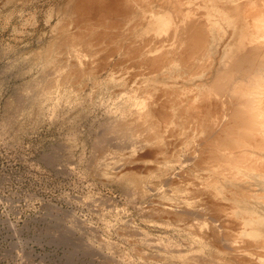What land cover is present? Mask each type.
Here are the masks:
<instances>
[{"label":"rangeland","instance_id":"rangeland-1","mask_svg":"<svg viewBox=\"0 0 264 264\" xmlns=\"http://www.w3.org/2000/svg\"><path fill=\"white\" fill-rule=\"evenodd\" d=\"M131 1L129 0L128 3H132V6L140 4L141 1L143 4L150 1L147 3L149 6L153 4L151 7L145 4L150 11L156 9L154 12L149 11L148 15L140 9L144 6L141 4L137 5L140 8L134 6L139 9L138 11L130 9L132 12L128 9L129 12H125L129 13L128 15L131 13L137 15V12L141 11L143 15L146 13L144 16L141 14L142 21L146 23L151 14L169 13L173 16L174 13L176 17L170 16L171 19L175 18L174 24H177L178 20L179 25L183 24L180 21L181 15H177L184 13L177 12L176 9L183 7L179 4L184 0H178L181 1L178 4L175 2L178 5L176 7L171 2L175 0H168L172 6L168 2L164 3L165 0L163 3L169 5L163 4L166 10L160 11L161 13L156 7L158 5L155 0H135L139 2L134 4V0ZM161 1L163 0H158L159 3H157L160 4ZM191 1L188 3V8L191 11L197 8L196 16L202 17L199 14L205 15L204 11L207 13L206 3L203 7L202 0ZM77 2L78 0H0V264H208V262L228 264V261L240 264L239 259L246 253L244 251L242 254L243 247L245 249L249 245L264 242V203H262L264 202V163H262L264 159L258 160L262 156V140L260 137H255L254 142H250V146L235 152L217 144L214 147L226 151L215 148L216 151L213 152V150H208V146L205 150L199 148L203 151L195 148V145L202 147V142L198 144L197 142L205 140L208 135L213 134L215 137L221 133L219 131H222V126L216 121L224 123V115L230 108L231 102L233 103L229 93L216 94L214 92L212 95L213 90L211 89L214 85L213 78L216 71L224 68L219 61L224 45L222 44V49L216 51L215 42H211L210 39L209 46L207 45L209 50L206 48L203 52L205 55L193 59L194 61L189 60L188 64H185L186 61L182 60V55L179 54H182L180 51L184 45L178 40L180 38L178 32L181 28L178 29L177 24L175 30L172 20L173 25L170 29L176 38L173 37L171 42L165 37L170 36L171 38L172 32L168 35L170 29L162 32V35L159 34L161 37L159 35L157 37L150 31L151 35L145 33L147 37L143 33L144 29L141 30L140 37L143 36L145 40H148L147 46V42L143 38L139 39L138 36L140 28L146 25L144 21L141 23V16L138 15L140 19L137 20L135 14L131 15L133 19L121 13L120 16L124 15L123 19L121 17V21L119 17L118 21L116 18L119 13H110V15L113 14L110 18H114V21L110 19L112 22L106 16L109 14H103L106 18L102 20L100 18L102 14L98 12V14L88 13L85 17L81 14L87 13L79 11L78 16L79 12L78 14L75 12L77 9L74 6ZM182 3L184 4L185 1ZM194 3L199 6L196 5V8H193ZM161 4L160 10H162ZM71 6H74L73 11ZM173 6L174 8H171ZM68 12L76 14L71 13L69 16ZM192 12L194 13L195 10ZM94 14L100 15L98 16L100 19L97 20V15ZM124 17L136 20V22L127 20L134 24L133 27L126 24L128 22L125 23ZM199 17H192L190 13L189 20L195 21ZM105 20L107 22L109 20L108 23L112 26L116 25L115 27H123L120 25L125 23L128 28L124 27L127 30L134 28L136 33L135 31H133L134 34L132 33L133 29L127 34L125 28L118 27L117 30L115 27L111 28V25L107 26ZM97 21L98 23L100 21L102 25H99ZM136 25L140 27L135 29ZM107 27L110 29L108 30ZM119 30L126 33L124 38L127 39L126 41L122 40L124 37L122 31L123 35L119 36L121 35ZM174 31L177 32L174 33ZM150 36L161 40L155 38L157 41L155 39L154 41ZM150 40L153 45L149 42ZM168 40L169 43L166 42ZM119 42H121L120 46L116 47ZM162 43L165 44L164 48L168 44L172 46H168L166 50L163 48V50L159 48V44L162 45ZM144 44L145 49L142 47ZM154 44H157L156 47ZM149 46L157 50L155 48L152 50ZM130 47L131 51H129ZM127 51H129L128 56L125 57L123 54ZM137 51L142 53H136ZM148 52L152 55L148 56ZM167 52H171L170 55ZM74 53L78 54V59L82 55L80 60L84 61L88 58L89 61L86 60L85 63L81 61L80 64ZM134 54L136 57L138 54L147 56H144L145 59L141 56H139L140 59H136ZM37 55L41 56L38 60ZM84 56L87 57L84 58ZM68 58L69 62L66 63ZM73 58L79 63L77 66L79 68L76 67L77 62L72 61ZM160 58H163L162 62L167 61L162 64L159 61ZM205 58L207 64H203ZM86 63L88 65L85 66ZM70 64H73L76 72ZM164 64L167 67L170 64V68L168 67L170 70ZM177 75L180 76L177 77ZM237 85L240 86L241 83ZM261 85L264 86V84ZM58 91L60 93H57ZM204 91L208 92V97L203 96ZM20 92L24 95L21 93L23 98L19 99L24 102L29 99V102H26L27 105L24 104V106L29 107L31 104V107L22 106L23 103L17 99ZM46 92L48 93L44 97ZM27 93L29 96L25 95ZM49 94L52 96H48ZM24 96L27 97H25L26 100ZM57 96H61L62 99L60 97L58 99ZM239 96L241 95L238 94L237 97ZM13 97L17 100L11 99ZM206 97L208 100L211 99L209 104L212 106H207L208 100L204 101ZM56 98L58 102L54 100ZM10 99L13 100L12 108L11 105L6 106L10 104ZM16 101L19 103H15ZM20 102L22 105L19 106L24 107L26 111L18 107ZM137 102H145L148 105L151 103L146 108L151 107L153 111L145 108L150 115L147 114L149 116L146 118L147 123L143 122L144 117L138 118L136 111L138 107L133 106V104L137 105ZM193 102L197 105L203 103L200 105V110H197L199 105L194 104L196 106L193 107ZM52 106L54 113H52ZM13 107L17 108L16 110L20 108L16 116L15 113L18 112ZM205 108L210 111L209 115L206 110H203ZM7 109L13 110L10 113ZM10 116L11 118L14 116L10 118L12 122L9 121ZM3 121L10 123L4 125ZM112 123H117L119 127L123 125L122 127L125 128H115L113 132H110L108 129ZM105 130L108 135H111H105ZM121 130L123 133H120ZM127 134H130L132 138ZM104 135L107 136L105 139L108 142L104 141ZM117 137H122L124 140ZM95 140L101 141L104 148L102 154L100 150L103 148L102 146L101 149L99 146L97 148V143L94 144ZM141 143H145V146ZM207 143L210 149H213L212 143ZM106 146L108 148L105 151ZM95 147L98 150H95ZM248 149L252 150L251 155L247 154ZM95 151L100 153L94 154ZM226 152L229 153L230 158ZM195 154L200 163L197 162ZM246 154L249 156L247 157ZM199 158L205 159L206 162L210 160L213 163L209 162L208 168L206 167L208 162L203 163ZM257 160L258 164L255 165ZM222 161L224 164L228 162L226 165L222 163V167L220 166ZM229 163L234 167L232 168ZM254 166L253 170L256 172L250 170ZM203 167H206L204 168L206 170ZM229 176H234V178L231 179ZM235 178L237 181H234ZM210 179L213 180V184H217L218 189H221H217L219 194L221 193L220 196L222 192L224 193L222 198L215 193L217 196L215 199V195L211 192L212 189L206 190L213 185L208 183L211 182ZM252 179L256 182H252ZM205 180L206 184L208 183L207 187L204 185ZM136 181H139L140 187L135 185ZM213 200H218L217 205L211 202ZM199 207L202 210L199 211ZM259 212L263 213L260 215ZM258 214L263 218H260ZM246 218L248 222L251 221L250 224L253 223L254 227L249 223H245L249 228L244 223L242 225V222H246ZM214 219L218 221L213 222ZM198 220L199 223L200 220L209 222L204 223L206 226L211 224V229L216 227L218 232L214 230L219 235L214 230L210 231V228L208 230V227H206V232L209 234L206 233L204 226V229L199 227L202 222L197 224ZM250 227L258 229L262 234L253 237ZM202 229L209 235L208 237H211V241L215 239L213 243H210L215 242L219 245L218 248H215V244L211 247L210 239L204 240L208 242L207 244L200 242L201 239L198 240L199 238L204 239L206 235L201 233ZM237 236L243 240L241 241ZM236 237L238 239L234 242L233 238L236 239ZM227 240L232 241L235 247L239 245L236 249L241 247L242 252L239 249V252L237 251L241 256L236 254L239 261H234L237 257L234 259L231 256L227 257L231 254L229 252L228 254L225 248L227 242L226 245L224 244L225 247L222 246ZM221 248L223 250H219ZM213 250L215 251L212 252ZM223 257L224 260L221 261Z\"/></svg>","mask_w":264,"mask_h":264},{"label":"bare ground","instance_id":"bare-ground-1","mask_svg":"<svg viewBox=\"0 0 264 264\" xmlns=\"http://www.w3.org/2000/svg\"><path fill=\"white\" fill-rule=\"evenodd\" d=\"M70 1V0H69ZM128 1L129 0H78V2L76 3V5H74L75 6V8L78 10H76L75 12L77 13V12H79V11H81V13L82 12H84V13H87V14H81V15H85V17H86V15L88 16V13H92V12H98L99 14H102V16L100 17V18H102V20H103V18H106V17H103V14L104 15H106V14H109V16L108 15H106L108 18H109V20L110 19H112V18H110V16L112 15V17H113V14H111L110 15V13H119V16H117L118 18H116V20H118L119 19V17H120V19H121V17H122V19H123V16L124 15H122V16H120V14L122 13V14H124L125 12H127L128 11V9L130 10V9H134L135 11H138L139 9H136V7H134V6H137L139 3V1L137 2V1H133V4L135 3V2H137L138 4L137 5H131L132 3H130V5H129V3H128ZM131 1V0H130ZM147 1V0H146ZM152 1V0H151ZM156 1V4L158 5V6H156L157 7V9H159V12L161 11H165L166 9H164L163 8V4L164 3H170V1H168V0H166V2H164L165 0H163V1H161L162 2V4H161V2H160V4H161V6H162V10H160L161 9V7H160V4H158L159 2H158V0H155ZM155 1H154V3H155ZM160 1V0H159ZM185 1V3L183 4L182 2H184ZM184 1H178V0H175V1H171L172 3H174V4H172V5H175V7L176 6H178L177 4L178 3H180L179 4V6H182L183 5V7L182 8H184V9H176V11L177 12H183L184 14H178L177 16H180V17H182V19L180 20L181 21V24H182V22H183V24L182 25H179L178 23H180L179 22V20L177 21L178 23V29H179V27L181 28V31L180 32H178V34H179V36H180V38L178 39V40H180V41H182L183 42V49H182V51H180V52H182V54L181 53H179L180 55H182L181 57V59L182 60H184V61H186L185 62V64L189 61V60H192V61H194L193 59H197L199 56H201V57H203V55H205V54H203V52H205V50H206V48L209 46V42H210V39H211V42L212 41H214L215 42V50L217 51L218 49H222L221 48V46H222V44L224 45V47H223V51H222V54H221V57L219 58V61H220V64L222 65V67H224V68H222V70H220V69H218L217 71H216V73H215V75H214V81L211 79V81H213V87L211 88L213 91H212V95H213V93L215 92L216 94H223V93H229V95H230V97L232 98V100H233V103L231 102V106H230V108H228V111L227 110H225V111H227V113L224 115V123H222V121H216L218 124H220L221 126H222V131H219V132H221L218 136H216L215 135V137H213L214 135L213 134H211V135H208V137L207 138H205V140L204 139H202V141H199V142H197V144L198 143H201V145H203L202 147L200 146V145H198V146H200V147H196L197 145H195V148H198V149H196V150H200V149H202L203 148V150H205V148H206V146H208V150H213V152L214 151H216V149L215 148H217V147H214L216 144L217 145H219L220 147H223V148H230L231 150H232V152L234 151H237V150H242V149H245L246 147H248V146H250V142H252L253 140H255V137H260L261 138V140H262V146H263V149H262V152H261V157L258 159V160H260V159H264V86L262 87V85L261 84H264V0H202V2L204 3V4H202V6L204 5L205 6V3H206V7H207V13H205V11H204V14L205 15H201V14H203V13H201V14H199L200 16H202V17H199V16H196L195 15V13L196 12H198V10L196 11V5H198V4H195V7L193 6V8H196V9H193V10H195V12L193 13L192 11H191V9L189 10V8H188V3L191 1V0H184ZM198 1H200V0H198ZM132 2V1H131ZM158 2V3H157ZM164 2V3H163ZM175 2H177V4L175 3ZM192 2V1H191ZM73 3H75V1L73 2ZM147 3H150V1L148 2L147 1ZM147 3H145L144 2V4H143V1H141L140 2V4L141 5H144V6H146L145 8H143L144 6H142V8H140V6H137L138 8H140L143 12H146L147 13V15H148V12L150 11V10H148L147 9ZM196 3H198V2H196ZM199 3H201V2H199ZM139 4V5H140ZM145 4H147V5H145ZM72 5V4H71ZM165 5V4H164ZM167 6L169 5V4H166ZM165 5V6H166ZM171 5V3H170V6H172ZM74 6H71L72 7V11H73V7ZM134 7V8H129V7ZM149 6V5H148ZM151 6H153V4L152 5H150L149 7H151ZM169 6V7H170ZM199 6V5H198ZM200 6H201V4H200ZM203 6V7H204ZM148 7V8H149ZM192 6L190 5V8H191ZM68 8V7H67ZM166 8V7H165ZM171 8H174V6L173 7H171ZM171 8H170V10H171ZM180 8V7H179ZM168 9V8H167ZM67 10V9H66ZM140 10V11H141ZM169 10V11H170ZM179 10V11H178ZM130 11H132V10H130ZM141 11V12H142ZM151 11H156V9H154V10H151ZM150 11V12H151ZM158 11V10H157ZM173 11H174V9H173ZM175 11V12H176ZM191 11V12H190ZM203 11V10H202ZM75 12H68V13H70V14H68L69 16L71 15V13L74 15V13ZM129 12V11H128ZM133 12V11H132ZM141 12H137V15L135 16L136 18H138V15L139 16H141V14H142V16H144L143 15V12L141 13ZM160 12V13H161ZM176 12V13H177ZM75 13V14H76ZM97 13V14H98ZM131 13V12H130ZM158 13V12H157ZM170 13H172L171 11H170ZM190 13H191V15H192V17H199L197 20H193V21H190L189 19V15H190ZM78 14V13H77ZM93 14V13H92ZM97 14H94V15H97ZM129 14V13H128ZM127 13H125V15L126 16H130V17H128V18H133L134 19V17H132L134 14L133 13H131L130 15H128ZM155 14V15H154ZM153 15L151 14L150 15V19H148L147 20V23H146V25L144 24V28L143 27H141L140 28V31H139V29L137 30V32L139 31V33L141 32V30L142 29H144L143 31V33L145 34V33H149V35H151L150 34V32H152V33H154L155 35H157V37H161V35L163 34L162 32H165V31H167L168 29H170L171 28V26L174 24V19L175 18H172L171 19V17H176L175 15H174V13H173V16H172V14H169V13H165V14H160V15H157L156 13H154ZM193 14L195 15V16H193ZM197 14V15H198ZM80 15V12H79V14H78V16ZM132 15V16H131ZM146 15V16H147ZM98 16H100V15H97V17H96V19L98 20V19H100ZM114 16H115V14H114ZM142 16H141V21H142ZM145 16V17H146ZM171 16V17H170ZM76 17H77V15H76ZM81 17V16H80ZM83 18H84V16H82ZM89 17H91L90 15H89ZM144 17V18H145ZM152 17V18H151ZM191 17V16H190ZM204 17V19H202L201 20V18H203ZM88 18V17H87ZM135 18V19H136ZM147 18V17H146ZM92 19H94V18H92ZM114 19V18H113ZM112 19V20H113ZM122 19H121V21H122ZM124 19H125V23L126 22H128V21H130L131 19H126L125 17H124ZM140 18H138L137 20H139ZM195 19V18H194ZM200 19V20H199ZM87 20V19H86ZM90 20V19H89ZM107 20V19H106ZM105 20V22H107ZM109 20H108V22H109ZM112 20H110L111 22H112ZM128 20V21H127ZM150 20V21H149ZM173 21V24L171 23L172 21ZM188 20V21H187ZM191 20H192V18H191ZM80 21V20H79ZM83 21V20H82ZM95 21V20H94ZM93 21V24H95V22ZM114 21V20H113ZM119 21V20H118ZM131 21H134V22H136V20H131ZM140 21V22H141ZM143 21L141 22V23H143ZM86 22V21H85ZM103 22V21H102ZM107 22V26L108 25H111L110 27L112 28H114L115 26H112V24H110V23H108ZM116 22V21H115ZM114 22V23H115ZM124 22V21H123ZM176 22V21H175ZM97 23H98V21H97ZM99 23H100V21H99ZM98 23V24H99ZM121 23V22H120ZM123 24V25H120V24H118L117 22H116V24H118V25H120V26H123V27H119V28H128L127 26H126V24H130L131 26L132 25H134V24H131V23H126V24ZM89 24L91 25V23L89 22ZM106 24V23H105ZM136 24H138V22L136 23ZM177 24H174L173 26V28H175V30L177 29ZM97 25V24H96ZM99 25H102L101 23L99 24ZM114 25V24H113ZM140 25V24H139ZM95 26V25H94ZM125 26V27H124ZM129 26V25H128ZM131 26H129L130 28H131ZM118 27H115V29L116 28H118ZM133 27V26H132ZM138 26L136 25V27H135V29L137 28ZM140 27V26H139ZM138 27V28H139ZM125 28V30H126V32H127V34L132 30V33L134 34V32L133 31H135V33H136V30H134V28H132L130 31L129 30H127ZM107 29H108V27H107ZM110 29V28H109ZM108 29V30H109ZM106 30V29H105ZM117 30V29H116ZM122 32H123V30H121ZM121 31L119 30V32L121 33ZM147 31V32H146ZM150 31V32H149ZM118 32V31H117ZM116 32V33H117ZM119 32L117 33L118 35H119ZM169 34L166 32V34H168V35H171L170 33L172 32V30L170 29L169 31ZM177 32V31H176ZM175 31H174V33H176ZM131 33V34H132ZM106 35H107V33H105ZM124 34V35H123ZM123 34L121 33V35H119L120 37L123 35L124 37H122L123 39L122 40H124V41H126L124 38L126 37V33H124L123 32ZM141 34L142 33H140L139 35H138V33H137V35L139 36V39L141 38H143V36L142 37H140L141 36ZM153 34V36H155ZM159 34H161V35H159ZM104 35V34H103ZM159 35V36H158ZM173 35V36H172ZM172 35H171V38H169L168 36H165L166 37V39H169L170 40V42L171 41H173V40H171V39H173V37H175V34H173V32H172ZM119 36H117V37H119ZM138 36H136V38H138ZM145 36H147V34H145ZM97 36H95V38H96ZM148 37V36H147ZM151 38H153L152 36H150ZM168 37V38H167ZM156 38V37H155ZM155 38H153L152 40H154ZM176 38V37H175ZM224 38H226V39H224ZM100 39V38H99ZM139 39H137V40H139ZM144 39V41L145 42H147V46H148V40L146 41L145 40V38H143ZM150 39V38H149ZM156 39H158V38H156ZM155 39V40H156ZM165 38L162 36V40H164ZM121 39H119V41H122ZM137 40H135V42L137 41ZM154 40V41H155ZM159 40V39H158ZM161 40V39H160ZM159 40V41H160ZM169 40L168 41H166V42H168L169 43ZM141 42H142V40H140ZM139 41V42H140ZM157 41V40H156ZM140 42V43H141ZM150 43H151V45H153L152 43L153 42H151V40L149 41ZM163 42V41H162ZM166 42H163V43H165L166 44ZM120 43L121 42H119V44L117 43L116 45V47H118V46H120ZM143 43V42H142ZM162 43V45H160L159 44V48L160 49H163L164 48V46L163 45H165V44H163ZM167 43V44H168ZM177 43H178V41H177ZM173 44H175V43H173ZM179 44V43H178ZM213 44V43H212ZM155 45V44H154ZM157 45V44H156ZM156 45H155V47H156ZM208 45V46H207ZM144 46L146 47V45L144 44V45H142V47L144 48ZM167 46V45H166ZM168 46H169V44H168ZM168 46L167 47H165L164 49L166 50V48H168ZM170 46H172V45H170ZM169 46V47H170ZM179 46H181V44L179 45ZM150 47V46H149ZM155 47H150V48H152V50H153V48H155ZM158 47V46H157ZM175 48H181V47H176V46H174ZM214 47L212 46V48H213V50H214ZM115 49H117V48H115ZM119 50H120V47L118 48ZM117 49V50H118ZM145 49V48H144ZM156 49V48H155ZM163 49V50H164ZM132 50V48L130 47L129 48V51H131ZM140 50H143L142 48H140ZM146 50H148V49H146ZM145 50V51H146ZM150 50V49H149ZM157 50V49H156ZM159 50V49H158ZM176 50V49H175ZM207 50H209L208 48H207ZM129 51H127V55L126 54H123L125 57L126 56H128V52ZM211 51V50H210ZM110 52V51H109ZM109 52H107V53H109ZM116 52H119V51H116ZM142 53L141 51H137L136 53ZM150 53L152 52V51H149ZM148 52V53H149ZM160 52V51H159ZM165 52V51H164ZM163 52V53H164ZM112 53V52H111ZM135 53V54H136ZM144 53H146V52H144ZM143 53V54H144ZM150 53L148 54V56L150 55ZM156 53H158V52H156ZM155 53V54H156ZM171 53V52H170ZM170 53H168L167 52V54H169L170 55ZM213 53V52H212ZM75 54V53H74ZM110 54V53H109ZM109 54H108V56H109ZM134 54V56L136 57V55ZM147 54V53H146ZM143 55V56H141V54H138V56L136 57V59L137 58H139L140 59V57L139 56H141V57H144V56H147V55ZM166 54V53H165ZM174 54V53H173ZM220 54V53H219ZM75 55H77V60H78V62L81 64V61H83V60H80L81 59V57H82V55L81 54H79V56L81 55V57H79L80 59H78V54L76 53ZM152 55V54H151ZM150 55V56H151ZM208 55V54H207ZM38 56V55H37ZM103 56V55H102ZM112 56V55H111ZM120 56V55H119ZM118 56V57H119ZM130 56V55H129ZM134 56H131V57H134ZM153 56H154V54H153ZM162 56H164V54H162ZM168 56V55H167ZM173 56V55H172ZM171 56V57H172ZM176 56V55H175ZM174 56V57H175ZM41 58V56H38L37 57V60H38V58ZM76 56H74V58H75ZM87 57V56H86ZM85 56H84V58H86ZM161 57V56H160ZM39 58V59H40ZM74 58L72 59V61L74 60ZM100 58H103V57H100ZM107 58V57H106ZM120 58V57H119ZM118 58V60H121V59H119ZM147 58H151V57H147ZM175 58H177V57H175ZM210 58V57H209ZM208 58V59H209ZM83 59V58H82ZM99 59V58H98ZM144 59H145V57H144ZM152 59H154V58H152ZM165 59V58H164ZM169 59L170 60H172L170 57H169ZM201 59V58H200ZM206 59V58H205ZM80 60V61H79ZM86 60H88V58L86 59ZM86 60H84V61H86ZM100 60H102V59H100ZM104 60V59H103ZM127 60V59H126ZM131 60V59H130ZM135 60V59H134ZM155 60H156V57H155ZM154 60V61H155ZM162 60H163V58H160V60L159 61H161L162 62ZM182 60H180V61H182ZM202 60V59H201ZM47 61H50V60H47ZM83 61V63H85ZM89 61V60H88ZM141 61H142V59H141ZM158 61V62H159ZM165 61H167V60H164L163 62H165ZM176 61V60H175ZM198 61H200V60H198ZM202 61H204V60H202ZM209 61V60H208ZM52 62H54V61H52ZM69 62V58H68V61L66 62V63H68ZM71 62V61H70ZM74 62H77L76 60H74ZM73 62V63H74ZM77 62V65H76V63H75V65H76V67L77 66H79L78 63ZM87 62V61H86ZM148 62V61H147ZM157 62V63H158ZM160 62V63H161ZM163 62H162V64H163ZM172 62H174V60L172 61ZM183 62V61H182ZM72 63V62H71ZM102 63V62H101ZM151 63H153L152 61H151ZM160 63H158V64H160ZM177 63V62H176ZM192 63H194V62H192ZM197 63V62H196ZM153 64H156L155 62L153 63ZM166 65H167V62L165 63ZM165 64H164V66H165ZM179 64V63H178ZM188 64V63H187ZM201 64H202V62H201ZM203 64H207V59L205 60V63L203 62ZM69 65V64H68ZM71 65V64H70ZM86 65H88L87 63L85 64V66ZM171 65L173 66V63H171ZM182 65H183V63H182ZM194 66L196 65V64H193ZM57 66V65H56ZM58 66H60V65H58ZM63 66H64V64H63ZM67 66V65H66ZM72 66V69L73 70H75L74 68H73V64L71 65ZM70 66V67H71ZM81 66V65H80ZM155 66V65H154ZM157 66H159V65H157ZM162 66V65H161ZM170 66V64L168 65V67ZM181 66V65H180ZM203 66H205V65H203ZM75 67V66H74ZM151 67V66H150ZM167 69H169L167 66H165ZM164 67V68H165ZM179 66H177V68H178ZM184 67V65L182 66V68ZM77 68H79V67H77ZM76 68V69H77ZM70 69V68H69ZM153 69V68H152ZM151 69V70H152ZM163 69V68H162ZM166 69V70H167ZM156 70V69H155ZM158 71H159V68L157 69ZM170 70V69H169ZM80 71H82V70H80ZM157 71V72H158ZM71 72H73V71H71ZM74 72H76V70L74 71ZM153 72V74H154V71H152ZM160 72H161V70H160ZM159 73V72H158ZM179 73V72H178ZM192 73V72H191ZM74 74V73H73ZM72 74V75H73ZM78 74H80V75H82V74H84V73H78ZM195 74V73H194ZM194 74H192V76L194 75ZM164 75V74H163ZM163 75H161V76H163ZM197 75V74H196ZM211 75V74H210ZM167 76H168V74H167ZM180 75H177V77H179ZM170 77V76H169ZM213 77V76H212ZM163 78H164V76H163ZM206 78V77H205ZM208 78V77H207ZM210 79V78H209ZM210 81V83L212 84V82ZM209 82H208V84H210ZM238 83H241V85L239 86V85H237ZM210 86V85H209ZM211 87V86H210ZM26 88V87H25ZM58 88V87H57ZM210 89V90H211ZM28 90V89H27ZM58 90V89H57ZM22 91V90H21ZM24 91H26V90H24ZM23 91V92H24ZM62 91V90H61ZM169 91V90H168ZM172 91V90H171ZM23 92H20V94L21 93H23ZM43 92V91H42ZM67 92V91H66ZM206 91H204V93H203V96H207L208 94V92H206ZM210 92V91H209ZM19 93V92H18ZM26 93V92H25ZM29 93V92H28ZM28 93L27 94H25L26 96L28 95ZM48 92H46V93H44V97H46L45 96V94H47ZM49 93H51V92H49ZM55 93V92H54ZM57 93H60V91H58ZM64 93V92H63ZM169 93V92H168ZM20 94L18 95V100H20L22 103H23V105H22V103L21 104H18V107H20V108H24L27 104H26V102L29 100V99H27V101H23V100H21L22 98H23V95H24V93H23V95L22 96H20ZM56 94V93H55ZM55 94H54V97H56L55 96ZM65 94V93H64ZM67 94V93H66ZM241 95V96H239V97H237V95ZM51 94H49L48 96H50ZM57 95H61V94H57ZM16 96H17V94H16ZM20 96V97H19ZM26 96H24V100H26ZM29 96V95H28ZM52 96V95H51ZM228 96V95H227ZM26 97V98H25ZM58 97V96H57ZM60 97V99H62V97L61 96H59ZM59 97H58V99H59ZM208 97V96H207ZM206 97V98H207ZM211 97V96H210ZM229 97V96H228ZM229 97V98H230ZM19 98H21V99H19ZM48 98V97H47ZM47 98H45V99H47ZM51 98V97H50ZM53 98V97H52ZM230 98V99H231ZM11 99H15V100H17L16 99V97H13V98H11ZM10 99V100H11ZM49 99V98H48ZM13 100H11V102L13 101ZM55 101L57 100V98L56 99H54ZM144 100V99H143ZM147 100H148V98H147ZM208 100V98L207 99H204V101H207ZM211 100V99H210ZM210 100H208V102H207V106L208 107H210V106H212V104L210 105L209 103L211 102ZM9 101V100H8ZM53 101V100H52ZM59 101V100H58ZM58 101H56V102H58ZM67 101H69V102H71L72 103V101H70V100H67ZM66 101V102H67ZM145 101V100H144ZM210 101V102H209ZM11 102H9L10 104H8V105H6L7 107H9V105H13V102L11 103ZM29 102V101H28ZM27 102V103H28ZM32 101L30 100V103H31ZM56 102H54V104H56V106H57V103ZM147 102H150V101H147ZM202 102V101H201ZM8 103V102H7ZM15 103H19L18 101H16ZM138 104L136 105V104H133V106L135 105V106H137L138 107V110H136V108H135V110L137 111V113H138V118H143V122H145V123H147L148 121H146V118L147 117H149L150 115L148 114L149 112V110H151V111H153L152 109H151V107H147L148 108V111H145L147 108H146V106L148 105V104H146L145 102H137ZM230 103V102H229ZM229 103H226L227 105L229 104ZM24 104H26L25 106H24ZM69 104V103H68ZM132 104V103H131ZM194 104H196V102L194 103L193 102V107L194 106H196V105H194ZM203 105V103H200V104H198L199 105V109H197V110H200V105ZM12 105L10 106L11 108H12ZM17 105V104H16ZM15 105V106H16ZM19 105H22V106H24V107H22V106H19ZM70 105V104H69ZM151 105V103H149V105L148 106H150ZM197 105V106H198ZM205 106H206V104H204ZM210 105V106H209ZM14 106V107H15ZM29 106V105H28ZM54 106V105H53ZM53 106H52V113H54L53 111H54V108H53ZM121 106V105H120ZM119 106V107H120ZM206 106V107H207ZM6 107V108H7ZM13 107V108H14ZM27 107V106H26ZM29 107H31V104H30V106ZM29 107H27V108H29ZM19 108V109H20ZM121 108V107H120ZM146 108V109H145ZM150 108V109H149ZM10 109V108H9ZM15 109V108H14ZM17 109V108H16ZM15 109V110H16ZM16 110L18 113L16 114L15 113V116L16 115H18L19 114V111L20 110ZM56 109H57V107L55 108V113H56ZM194 109V108H193ZM195 109V110H196ZM8 110V109H7ZM13 109H11V111H12ZM14 110V111H15ZM22 110V109H21ZM24 110H25V108H24ZM23 110V113L26 111H24ZM29 110V109H28ZM27 110V111H28ZM117 110H119V109H117ZM194 110V111H195ZM203 110H208V108L206 109H203ZM202 110V111H203ZM9 111V110H8ZM7 111V112H8ZM11 111H9L10 113H11ZM167 112V111H166ZM198 113L199 112H201V111H197ZM208 112H210V111H207V115H209V113ZM170 113V112H169ZM9 114V113H8ZM21 114H22V111H21ZM147 114L149 115V116H147ZM172 114V113H171ZM175 114V113H174ZM205 114H206V112H205ZM23 115V114H22ZM25 116L27 115V114H24ZM54 115V114H53ZM166 115V114H165ZM168 115H170V114H168ZM176 115V114H175ZM12 116V115H11ZM11 116L9 117V119L11 118ZM172 116V115H171ZM12 118H14V116L12 117ZM11 118V119H12ZM164 118V117H163ZM11 119L9 120V121H11ZM163 121V120H162ZM167 121V120H166ZM4 123H5V121H3ZM12 122V121H11ZM168 122H170V121H168ZM168 122H167V124H168ZM10 123V122H9ZM8 122L7 123H5L4 125H6V124H9ZM144 123V124H145ZM24 125H26L25 123H24ZM111 125V124H110ZM109 125V126H110ZM122 125V124H121ZM170 125H171V123H170ZM123 126V125H122ZM122 126H120L121 128H125V127H122ZM172 126V125H171ZM25 127V126H24ZM119 127V125H117V123L116 124H114V123H112V125L110 126V128L108 129V128H106V129H108L110 132L112 131L113 132V130H115V128H120ZM120 130V129H119ZM105 132H106V130H105ZM171 132V131H170ZM117 133V132H116ZM120 133H123V131L121 130L120 131ZM209 133H211V132H209ZM213 133V132H212ZM258 133V134H257ZM105 135H108L107 134V132L106 133H104ZM119 134V133H118ZM214 134H216V133H214ZM256 134V135H255ZM104 135V136H105ZM111 135V134H110ZM110 135H108V136H110ZM120 135V134H119ZM128 136H130V134H127ZM112 136H115V135H113L112 134ZM118 136V135H117ZM120 136H122V135H120ZM128 136H126V137H128ZM133 136V135H132ZM212 137V140H211V137ZM101 137H103V136H101ZM107 136H105L104 137V139L106 138ZM117 138H121V140L123 141L124 139H122V137H117ZM123 138H125V137H123ZM130 138H132L131 136H130ZM214 138V139H213ZM256 138V139H257ZM103 139V138H102ZM103 139V140H104ZM125 139H127V138H125ZM102 140V141H103ZM107 139H105L104 141H106ZM116 140V139H115ZM118 140H120V139H117V141ZM120 140V141H121ZM109 141L111 142V140L109 139ZM142 141H144L145 142V140H142ZM206 142V143H204V142ZM101 141L100 140H95V142H94V144H96L97 145V148H98V146H99V149H101V146H102V143H100ZM106 142H108V141H106ZM105 142V143H106ZM109 142V143H110ZM112 142H113V140H112ZM207 142H209V144L210 143H212L211 145H213L212 146V148L213 149H210L211 147H209L210 145H208V143ZM254 142V141H253ZM256 142V141H255ZM109 143H107V144H109ZM111 144V143H110ZM141 144H145V143H141ZM140 144V145H141ZM96 145H94V146H96ZM106 145V144H105ZM143 145H141V146H143ZM204 145H205V147H204ZM257 145V144H256ZM145 146V145H144ZM102 148H103V146H102ZM108 148V146H106L105 147V151H106V149ZM135 148V147H134ZM194 148V147H193ZM192 148V149H193ZM200 148V149H199ZM95 150H98V149H96V147L94 148ZM192 149H191V151H192ZM215 149V150H214ZM218 149V148H217ZM257 149V148H256ZM104 151V148L103 149H101L100 151H101V154H102V152ZM194 150V149H193ZM203 150H200V151H203ZM218 150H221V151H226L225 149H218ZM134 151V150H133ZM207 151V150H206ZM221 151H220V153H221ZM228 151V150H227ZM256 151V150H255ZM261 151V150H260ZM260 151H258V152H260ZM96 152V151H95ZM99 152V151H98ZM98 152H96V153H94V154H98ZM197 152V151H196ZM196 152H194V153H196ZM244 152H246V150L244 151ZM100 153V152H99ZM200 153V152H199ZM201 153H204V152H201ZM200 153V154H201ZM216 153V152H215ZM227 153V152H226ZM226 153H223L224 155L226 154ZM230 153V155H231V151L229 152ZM229 153H227L228 155L227 156H229V158H230V155H229ZM236 154V153H235ZM237 154H239V153H237ZM247 154H249V155H251L252 154V150L251 149H248V153ZM246 154V156L248 157L249 155H247ZM196 155V154H195ZM197 155H198V152H197ZM197 155H196V158H197ZM208 155H210V154H208ZM222 155V154H221ZM233 155H234V153H233ZM190 156V155H189ZM192 156V155H191ZM212 156V155H211ZM219 156V155H218ZM232 156V155H231ZM236 156V155H235ZM259 156V155H258ZM257 156V157H258ZM194 157V159H196L195 158V156H193ZM209 157V156H208ZM233 157V156H232ZM255 157H256V155H255ZM204 158V157H203ZM212 160H214V157L212 156ZM217 159H220V158H218V157H216ZM99 159V158H98ZM192 159V158H191ZM200 159V158H199ZM206 159H208V158H206ZM233 159V158H232ZM201 160V159H200ZM209 160V159H208ZM221 160H222V158H221ZM221 160H219V161H221ZM249 160H250V158H249ZM258 160H257V163L255 162L254 164L256 165V164H258ZM94 161H95V158H94ZM201 161H203V163L205 162V163H207L208 162V164H207V166L206 167H208V165H209V162H212V161H205V159L204 160H201ZM232 161V160H231ZM248 161V160H247ZM246 161V162H247ZM262 161H264V160H262ZM97 162V161H96ZM197 162H199L200 163V161H198V158H197ZM228 162V161H227ZM227 162H225V164L223 163V161L222 162H220V166H222L223 164L224 165H226V163ZM203 163H201V164H203ZM213 163V162H212ZM223 163V164H222ZM249 163V162H248ZM262 163H264V162H262ZM218 164V163H217ZM230 164V163H229ZM241 164H243V163H241ZM99 165V164H98ZM204 165H206V164H204ZM211 165V164H210ZM231 165V164H230ZM229 165V166H230ZM246 165V164H245ZM244 165V166H245ZM199 166H200V164H199ZM198 166V167H199ZM217 167H220V166H218V165H216ZM232 166V168L234 167V165H231ZM240 166V165H239ZM197 167V166H196ZM206 167H203V169L204 168H206ZM223 167V166H222ZM227 167H228V165H227ZM237 167V166H236ZM235 167V168H236ZM202 168V167H201ZM209 168V167H208ZM207 168V169H208ZM213 168V167H212ZM229 168V167H228ZM238 168H241V167H238ZM243 168V167H242ZM250 168H252V167H250ZM250 168H247V169H250ZM202 169V170H203ZM224 169H227V168H224ZM230 169V168H229ZM237 169V168H236ZM235 169V171H237ZM253 169H255V166L252 168V169H250L252 172H256L255 170H253ZM201 170V169H200ZM204 170H206V169H204ZM209 170V169H208ZM245 170V169H244ZM257 170V169H256ZM210 171H212L211 169H210ZM217 171V170H216ZM220 171V170H219ZM219 171H218V173H219ZM231 171V170H230ZM248 171V170H247ZM223 172H225V171H223ZM223 172H222V174H223ZM232 172V171H231ZM240 172V171H239ZM238 172V173H239ZM259 172V171H258ZM262 172V171H261ZM217 173V172H216ZM228 173V172H227ZM230 173V172H229ZM241 174H242V172H240ZM264 174V173H263ZM207 175V174H206ZM209 175H212V174H209ZM215 175V174H214ZM224 175V174H223ZM204 176H205V174H204ZM240 176V175H239ZM207 177H209V176H207ZM225 177H227V176H225ZM229 177H231V176H229ZM233 178H234V176H232ZM232 177H231V179H232ZM247 177V176H246ZM202 178V177H201ZM204 178V177H203ZM212 178V177H211ZM221 178V177H220ZM249 178V177H248ZM254 178V177H253ZM260 178V177H259ZM205 179V178H204ZM208 179V178H207ZM219 179V178H218ZM228 179V178H227ZM230 179V178H229ZM228 179V180H229ZM211 180V182H208V183H212L213 184V180L212 179H210ZM209 180V181H210ZM222 180V179H221ZM221 180H220V182H221ZM241 180V179H240ZM246 180V179H245ZM257 180V179H256ZM208 181V180H207ZM234 181H237V179L235 178V180ZM252 182L254 181V182H256L254 179H252L251 180ZM258 182H260V181H258ZM207 183V184H208ZM261 183V182H260ZM206 184V180H205V182H204V185H205V187H207L208 185ZM232 184V183H231ZM255 184V183H254ZM135 185H139V187H140V183H139V181H136L135 182ZM258 185V184H257ZM256 185V186H257ZM262 185V184H261ZM264 185V184H263ZM202 186V185H201ZM136 187V186H135ZM212 187V188H211ZM210 188H206V190H208L209 191V189H212V193H213V195H215V197L214 196H212V197H214L215 199L217 198V196H216V194L218 193L219 194V192H218V190H221V189H218L217 188V184H213L212 186H211ZM261 187V186H260ZM136 188H138V186L136 187ZM217 190V191H215L214 192V190ZM216 193V194H215ZM217 194V195H218ZM221 194V193H220ZM220 194L218 195V196H220ZM224 193L222 192V195H223ZM221 195V196H222ZM261 195V194H260ZM220 196V197H221ZM212 197H210V198H212ZM222 198V197H221ZM221 198H218V200L219 199H221ZM252 198V197H251ZM226 199V198H225ZM224 199V200H225ZM255 199V198H254ZM218 200H213V201H211L212 203H216V201L218 202ZM257 200V199H256ZM255 200V201H256ZM260 200V199H259ZM262 200V199H261ZM215 201V202H214ZM221 201H223L222 199H221ZM220 202V201H219ZM242 202H244V201H242ZM249 202V201H248ZM262 202V201H261ZM260 202V203H261ZM250 203V202H249ZM259 203V204H260ZM262 203H264V202H262ZM207 204V203H206ZM205 204V205H206ZM221 205H222V203H220ZM255 204V203H254ZM216 205H217V203H216ZM239 205V204H238ZM243 205V204H242ZM214 206H215V204H214ZM219 206V205H218ZM240 206V205H239ZM251 206H253V204L251 205ZM255 206H257V205H255ZM260 206V205H259ZM258 206V207H259ZM257 207V208H258ZM187 208V207H186ZM203 208V207H202ZM215 208H217V207H215ZM214 208V209H215ZM222 208V207H221ZM205 208H203V210H204ZM255 209H256V207H255ZM264 209V208H263ZM165 210V209H164ZM200 210H202L201 209V207H199V211ZM257 210H259V208L257 209ZM256 210V211H257ZM168 212H169V210H167ZM167 211H163L164 213H166ZM198 211V212H199ZM205 211H206V209H205ZM217 211H219L218 210V208H217ZM260 211V210H259ZM182 212V211H181ZM197 212V213H198ZM253 212V211H252ZM251 212V213H252ZM255 212V211H254ZM201 213V216L203 215L202 213V211L200 212ZM205 213V212H204ZM248 213V212H247ZM263 212H259V214L261 215ZM250 214V213H249ZM256 214H257V212H256ZM259 214H258V216H259ZM183 215H184V213H183ZM238 215H239V213H238ZM216 217V216H215ZM260 217V216H259ZM264 217V216H263ZM263 217H260V218H263ZM211 218H212V216H211ZM210 218V219H211ZM241 218H243V217H241ZM235 219V218H234ZM247 220H246V222H242V225H243V223L245 224H247V223H249L250 224V222H248V218H246ZM253 219H255V217H253ZM206 220V219H205ZM203 221L202 222V220H200V223L202 222V224L201 225H199V227L201 226L202 228H203V226L205 227V232L207 231V229H206V227H208V230H209V228H210V226H211V224L209 225V226H206V223H204V222H207V221ZM215 220V221H214ZM213 220V222H216V221H218V219L216 220V219H214ZM223 220V219H222ZM225 220V219H224ZM245 220V219H244ZM260 220V219H259ZM263 220V219H262ZM197 221V220H196ZM220 221V220H219ZM242 221V220H241ZM255 222L254 223H256V220H254ZM258 221V220H257ZM211 222V221H210ZM221 222V221H220ZM226 222H228V221H226ZM259 222V221H258ZM199 223V220H198V222H197V224ZM199 223V224H200ZM207 223H209V222H207ZM223 223H225V222H223ZM241 223V222H240ZM204 224V225H203ZM246 224H245V226H246ZM253 224V223H252ZM252 224H250L251 226H253ZM259 224V223H258ZM249 225V226H250ZM255 225V224H254ZM258 226V225H257ZM213 227V226H212ZM246 227H248V226H246ZM254 227V226H253ZM214 228V227H213ZM216 228V227H215ZM214 228V229H215ZM249 228V227H248ZM203 229H202V232L201 233H204V234H206V233H208L209 234V232H204L203 231ZM214 229H211L210 228V231H213ZM250 229H251V227H250ZM199 230H201V228H199ZM216 230V229H215ZM214 230V232L216 233V234H218L217 232H218V230H216L215 231ZM242 230H243V228H242ZM252 231H251V235L254 237H256V235H259V234H262L261 233V231H259L258 229H251ZM243 231H245V230H243ZM242 231V232H243ZM210 233H212V232H210ZM213 234V233H212ZM215 234V235H216ZM201 235V234H200ZM200 235H199V237H200ZM207 235V234H206ZM205 235V236H206ZM219 235V234H218ZM250 235V236H251ZM203 236V235H202ZM204 236V239L203 238H197V236H195V238H197L198 240H200V242L202 241V242H204V243H206L205 241L207 240V239H210L211 237H208L209 235H207V237H205ZM210 236H212L211 234H210ZM238 237V236H237ZM236 237V239L235 238H233L234 239V242H235V240H237L238 238ZM206 238V239H205ZM214 238H216V237H214ZM196 239V240H197ZM232 239V240H233ZM240 239V238H239ZM244 239H245V237H244ZM197 240V241H198ZM205 240V241H204ZM215 239H213L212 241H211V239H210V241H209V243L210 242H212L213 243V241H214ZM241 240V239H240ZM239 240V241H240ZM243 240V239H242ZM241 240V241H242ZM261 240V239H260ZM208 241V240H207ZM239 241H237V242H239ZM240 241V242H241ZM259 241V240H258ZM200 242H198V244L200 243ZM227 242V243H226ZM256 242V241H255ZM254 242V243H255ZM208 243V242H207ZM206 243V244H207ZM212 243H210V245H211V247H212V245L213 246H215L216 244H215V242H214V244H212ZM218 243V242H217ZM227 245H226V244ZM253 243V242H252ZM194 244V243H193ZM203 244V243H202ZM222 244V243H221ZM224 244L226 245V247L224 246ZM209 245V244H208ZM240 245H242V243L240 244ZM246 245V244H245ZM222 246H224L228 251H227V253L229 252V253H231V254H229L227 257H229V256H231V258L232 259H234V258H236L237 257V255L236 254H240V253H237V251L239 252V250H240V248H237L236 249V247H238L237 245H236V247L232 244V241H229V240H227V241H225L224 243H223V245ZM221 246V247H222ZM218 248L219 247V245H216L215 246V248ZM196 248V247H195ZM198 248V247H197ZM200 248V247H199ZM202 248H204L205 249V247H202ZM201 248V249H202ZM206 248H208L207 246H206ZM252 248V249H251ZM203 249V250H204ZM211 249V248H210ZM239 249V250H238ZM208 250H209V248H208ZM207 249H206V251H208ZM219 250H223L222 248L221 249H219ZM225 250V249H224ZM242 251H243V253L242 254H244V251H246V253L244 254V255H242L241 256V254H240V256L242 257V258H236V259H234V261L235 260H238L239 262H240V264H264V242H258V244L257 245H254V244H252V245H249L248 246V248H245L244 249V247L241 249ZM240 250V252H242ZM209 251H211V250H209ZM215 250H213L212 252H214ZM224 252H226V250L224 251ZM211 255H212V253H211ZM235 255V256H234ZM212 259H214V258H212ZM222 260H224V257H223V259H221V261ZM226 260V259H225ZM231 260V259H230ZM220 262V261H219ZM233 262V261H232ZM231 262H229L228 261V264H230ZM208 264H212V262H208ZM231 264H236V263H231Z\"/></svg>","mask_w":264,"mask_h":264}]
</instances>
